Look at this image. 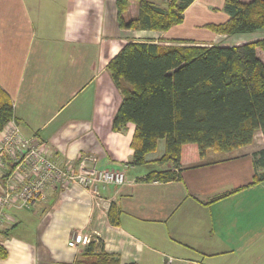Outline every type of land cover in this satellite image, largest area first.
<instances>
[{"label": "crops", "instance_id": "1", "mask_svg": "<svg viewBox=\"0 0 264 264\" xmlns=\"http://www.w3.org/2000/svg\"><path fill=\"white\" fill-rule=\"evenodd\" d=\"M137 13L129 0L124 17ZM183 15L165 31L135 30L118 26L116 0H0V87L22 135L44 142L60 164L88 154L98 167L125 174L97 200L82 187L54 185L30 209L11 208L0 264L93 262L80 255L86 243L72 244L78 236L120 264H264V178L250 184L264 176L260 130L248 145L184 161L180 180L162 182L144 178L170 168L158 162L164 140L144 164L132 165L134 125L112 129L122 94L106 66L126 42L233 46L264 39V29L228 36L208 28L228 19L224 0H191ZM111 204L117 225L108 218Z\"/></svg>", "mask_w": 264, "mask_h": 264}, {"label": "trees", "instance_id": "2", "mask_svg": "<svg viewBox=\"0 0 264 264\" xmlns=\"http://www.w3.org/2000/svg\"><path fill=\"white\" fill-rule=\"evenodd\" d=\"M166 1V7H158L149 0H136L137 16L127 20L124 13L129 0H116L118 26L165 31L181 23L191 0ZM224 10L228 19L208 26L217 34L231 36L264 29V0H224ZM258 48L264 51V39L233 46L130 41L121 47L106 66L122 94L112 129L134 125L132 165L144 164L160 139L164 140V151L158 162L170 164L166 170L150 172L144 180H180L184 161L192 157L200 161L209 149L230 152L248 145L256 130L264 138V61L257 55ZM12 118L13 102L0 87V129ZM259 155L263 158L264 149ZM263 178L254 175L250 184ZM118 213L111 204L110 223L118 224ZM97 248L90 241L80 255H92L94 261L78 263L120 264L118 257ZM5 256L0 245V258Z\"/></svg>", "mask_w": 264, "mask_h": 264}, {"label": "built area", "instance_id": "3", "mask_svg": "<svg viewBox=\"0 0 264 264\" xmlns=\"http://www.w3.org/2000/svg\"><path fill=\"white\" fill-rule=\"evenodd\" d=\"M97 164V158L88 154L60 164L46 154L44 142L24 137L12 118L0 129V235L11 208L30 209L49 187L79 186L97 200L101 188L125 182L123 170ZM78 242L88 244L90 239L78 236L72 244Z\"/></svg>", "mask_w": 264, "mask_h": 264}, {"label": "rangeland", "instance_id": "4", "mask_svg": "<svg viewBox=\"0 0 264 264\" xmlns=\"http://www.w3.org/2000/svg\"><path fill=\"white\" fill-rule=\"evenodd\" d=\"M235 45H239V43L237 42V43H234ZM242 44V43H241ZM223 46V45H222ZM258 57L259 58H264V51L262 50V49H260V48H258ZM91 258V260H94L92 257H90Z\"/></svg>", "mask_w": 264, "mask_h": 264}]
</instances>
